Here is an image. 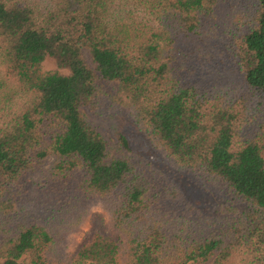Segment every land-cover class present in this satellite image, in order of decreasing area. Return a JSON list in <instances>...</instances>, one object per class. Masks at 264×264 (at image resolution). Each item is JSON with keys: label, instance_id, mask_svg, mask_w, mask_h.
<instances>
[{"label": "trees", "instance_id": "1", "mask_svg": "<svg viewBox=\"0 0 264 264\" xmlns=\"http://www.w3.org/2000/svg\"><path fill=\"white\" fill-rule=\"evenodd\" d=\"M229 3L0 0V264L25 255L28 264H264V0L249 15ZM179 42L208 60L219 54L210 43L222 44L235 78L187 79L193 51ZM47 59L68 73L42 71ZM101 81L118 83L121 105L156 148L223 181L244 208L208 234L166 209L182 193L159 187L128 153L112 155L130 152V140L115 127L112 144L86 116L98 107ZM257 119L255 133L241 138ZM37 171L75 180L73 213L56 226L27 219L22 205ZM91 200L108 215L71 252L64 238Z\"/></svg>", "mask_w": 264, "mask_h": 264}, {"label": "rangeland", "instance_id": "2", "mask_svg": "<svg viewBox=\"0 0 264 264\" xmlns=\"http://www.w3.org/2000/svg\"><path fill=\"white\" fill-rule=\"evenodd\" d=\"M257 0H229V6L236 11L247 13L253 10ZM252 8V10H251ZM179 44L186 51H193L190 55L189 67L184 70L183 76L191 81L213 82L226 84L235 78V62L228 52L224 51L222 44L212 46L214 54L209 60L207 56L199 54L198 48L189 43ZM197 50V51H196ZM86 59L89 65L95 68V63L86 53ZM42 71H60L68 73L67 69L59 68L56 63L50 59L43 61ZM102 89L98 101V107L94 111L85 109L86 116L101 131L112 144L118 141L115 127H118L130 140L132 150L130 152H121L117 148L112 150V155L127 154L136 161L140 169L154 171L157 174L156 183L159 187L167 186V191L178 189L183 197L175 199L166 204L165 208L174 210L182 216H186L198 223L197 229L204 230L207 234L214 231L218 232L229 221L230 217L236 211L243 209L242 204L233 191L221 180L209 177L200 172H195L182 168L177 165L164 151L156 148L149 140L144 131L135 122L132 109L121 105L118 96V83L99 82ZM260 119L249 125L241 132V138H250L258 129ZM47 167L50 162L46 163ZM42 172H34L30 175L27 189L22 194L23 206L29 212L27 219L49 222L50 226H56L62 215L66 218L73 212H69V196H77L74 187L75 180L69 179L66 182L51 181L42 177ZM88 212L79 227L65 236V243L69 251L73 252L83 241L86 234L92 229L98 215L107 217V212L101 202L89 201L87 204ZM194 207V208H193ZM54 216V217H53ZM48 217L50 219L48 220ZM109 220V218H107ZM69 222V220H67ZM56 223V224H55ZM28 256L20 259L21 264H28ZM214 258L210 261L194 264H213Z\"/></svg>", "mask_w": 264, "mask_h": 264}]
</instances>
